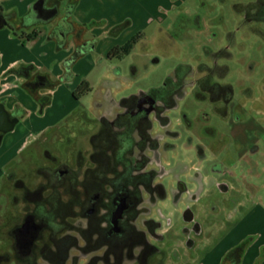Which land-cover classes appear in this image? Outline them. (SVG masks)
I'll return each instance as SVG.
<instances>
[{
	"label": "rangeland",
	"instance_id": "374dc122",
	"mask_svg": "<svg viewBox=\"0 0 264 264\" xmlns=\"http://www.w3.org/2000/svg\"><path fill=\"white\" fill-rule=\"evenodd\" d=\"M259 2L264 0H185L161 24L149 25L131 53L111 59L110 66L121 76L113 81L114 94L102 101L106 104L88 111L96 101L85 98L82 108L88 110L71 114L31 142L0 181V257L5 258L1 264H19L10 232L30 209L15 185L17 177L34 189L40 180L39 168L63 165L70 177L75 176L92 149L89 136L98 131L102 114L114 116L124 100L143 91L167 96L172 85L175 103L167 111L168 126L154 128L155 135L161 132L163 141L175 147L160 162L168 195L157 202L160 218H155L161 221L163 238L157 242L148 235L160 250L149 256L147 264H203L202 256L219 252L227 235L248 215L264 216V20L255 21L249 14V7ZM220 50L229 57L215 60L212 53ZM200 63L228 68L225 77L211 78L233 87L225 107L197 98L198 82L204 75L198 72ZM103 68L100 64L93 80ZM167 129L176 135L169 137ZM178 180L189 190L200 185V199L195 201L188 194L175 197L172 189ZM220 183L227 184L226 191H221ZM48 193L46 189L44 195ZM237 205L241 207L236 209ZM187 210L203 233L186 223ZM142 218H137L139 227ZM187 231L197 244L193 249L186 244ZM230 251L222 264L232 263L226 257ZM38 263L51 264L42 259Z\"/></svg>",
	"mask_w": 264,
	"mask_h": 264
},
{
	"label": "flooded vegetation",
	"instance_id": "af4514ba",
	"mask_svg": "<svg viewBox=\"0 0 264 264\" xmlns=\"http://www.w3.org/2000/svg\"><path fill=\"white\" fill-rule=\"evenodd\" d=\"M249 9L255 21L264 20V2ZM174 87L167 96L140 92L124 100L114 116L102 114L98 131L89 136L92 149L75 176L63 165L39 168L34 189L17 177L15 185L30 208L10 232L19 264H39L38 259L51 264H147L160 250L148 235L157 242L163 238L156 204L168 191L160 162L175 147L163 141L161 132L155 135L154 128L168 126ZM166 133L176 135L168 129ZM177 183L172 193L179 199L183 194L196 198L203 190Z\"/></svg>",
	"mask_w": 264,
	"mask_h": 264
},
{
	"label": "crops",
	"instance_id": "0c3cea01",
	"mask_svg": "<svg viewBox=\"0 0 264 264\" xmlns=\"http://www.w3.org/2000/svg\"><path fill=\"white\" fill-rule=\"evenodd\" d=\"M184 1L0 0L1 14L10 15L9 26L0 27V106L13 123L12 129L0 131V181L31 142L71 114L88 110L82 108L81 102L85 98L96 101V106L92 105L88 111L104 106L106 103L102 101L116 90L113 81L121 76L115 72V66H110L109 62L116 57L109 58L108 52L114 46L126 43L135 32L140 33L137 41L143 40L149 25L153 22L161 24L165 16L174 14ZM125 22L128 24L124 29L116 35L111 34L114 26ZM66 24L73 30L68 31L63 26ZM58 42L64 44L59 47ZM84 44L93 45L72 64V77L64 79L65 61ZM100 64L105 68L101 69L98 79L93 80L92 75ZM24 67H31L28 74L19 73ZM37 74L45 75L53 86L29 89L27 83ZM83 81L89 83L91 91L76 99L72 92ZM94 91L98 95L93 96ZM42 97H48L44 105ZM219 188L224 192L228 186L220 183ZM202 194L200 192L193 199L198 201ZM239 207L237 205L236 209ZM187 213H184L186 223L199 225L190 210ZM235 227L219 252L202 256L203 264H222L225 254L236 245H242L248 237L252 240H245L238 264H264V216L248 215ZM197 231L203 233L200 227ZM186 244L189 249L197 245L190 231Z\"/></svg>",
	"mask_w": 264,
	"mask_h": 264
},
{
	"label": "trees",
	"instance_id": "16d2710c",
	"mask_svg": "<svg viewBox=\"0 0 264 264\" xmlns=\"http://www.w3.org/2000/svg\"><path fill=\"white\" fill-rule=\"evenodd\" d=\"M44 1V0H41ZM10 17L4 16L0 12V27L3 26H9V23L7 19ZM128 22L118 24L114 26L111 29V34L116 35L118 34L122 29H124L127 26ZM68 31H72L73 27L69 25H63ZM30 35H28L29 37ZM138 37H140V33H136L134 36H131L126 43L114 46L110 52H108L109 58H121L125 55L131 53L132 48L137 41ZM64 43L58 42V46L61 47ZM93 44L88 45H82L78 46L76 51H74L71 56L65 61V73H64V79H69L72 77V72L70 68L72 67V64L79 58V56L86 51L88 47H92ZM213 58L216 60L219 57H229V53H226V51H217L212 53ZM31 67H24L19 70V73L28 74ZM198 72L204 73V75L201 77V79L198 82V89L196 91L197 98L208 100L213 104L222 103L223 107L225 105H228L232 99V86L228 83L220 84V82L217 81H211V78L214 76L217 77H225V75L228 72V68L226 66H221L218 64H215L213 66H208L204 63H200L198 66ZM178 73V72H177ZM169 79V78H167ZM27 86L31 90H37L40 87H51L53 86V83L42 74H37L34 79L27 83ZM89 83L87 81H83L79 86L72 92V95L74 98L79 99L82 96L86 95L88 92H90ZM42 104H46L48 102V97H42L41 99ZM225 114V113H224ZM0 140H1V134H0ZM243 244L239 247L235 248L234 250H231L226 257L230 258L233 264H238L239 262V256L241 251L243 250ZM0 257V264L4 261ZM2 260V261H1Z\"/></svg>",
	"mask_w": 264,
	"mask_h": 264
},
{
	"label": "water",
	"instance_id": "95a60500",
	"mask_svg": "<svg viewBox=\"0 0 264 264\" xmlns=\"http://www.w3.org/2000/svg\"><path fill=\"white\" fill-rule=\"evenodd\" d=\"M12 127L13 123L8 120L7 112L3 109L2 106H0V131H8L12 129Z\"/></svg>",
	"mask_w": 264,
	"mask_h": 264
}]
</instances>
